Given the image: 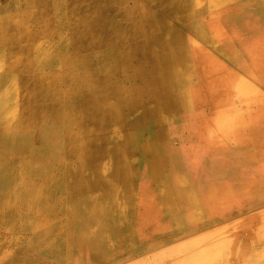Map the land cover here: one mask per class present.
<instances>
[{
  "label": "bare ground",
  "instance_id": "obj_1",
  "mask_svg": "<svg viewBox=\"0 0 264 264\" xmlns=\"http://www.w3.org/2000/svg\"><path fill=\"white\" fill-rule=\"evenodd\" d=\"M20 1L16 7L8 8L5 11L7 13L0 16V46L8 47L1 54L0 68L5 70L7 77L11 79L9 83H6L7 81L0 83V94L5 90L7 92L8 89L16 93L26 88L27 92L22 95L16 94L17 96H12V99H8L7 95V99L0 96V124L8 126L12 122L9 112H12L15 116L13 117L15 124L26 130L25 138L21 136L18 139L14 136L15 146L12 149L15 157L24 159L25 149L29 148L32 153L41 139L48 137V129H44V134L37 122V102L43 96L41 89L52 86V90L46 91L45 95L48 100L57 102L62 97L61 88L57 87L62 75L50 67L51 57L47 59L43 57L44 62H42L41 58L30 55L36 50L35 48H19L20 50L17 51L11 46L20 39L32 38L40 31L41 35L54 34L56 30L50 22L59 14L56 1ZM152 1L71 0V4L64 10L66 13L64 16L61 15L66 24L64 32H58L61 46L57 51H53L55 57H52L59 58L62 62H71L72 65L68 69L69 75L73 73L75 63L84 67L88 80L85 83V91L77 97L78 108L81 109L84 103H89L92 105L91 111L97 109L96 114L92 113L91 119L94 121L90 120L88 123L90 137L86 144L89 151L92 138L94 139L92 157L87 161L90 176L87 177L86 182H84L85 179L77 182L76 191H79V195H74L73 206L87 208L84 216L89 215L87 224L91 228L97 222L95 218L92 221L91 214L100 215L102 208H112L114 205L116 208H130L129 198L137 189L136 202L140 201L143 207H147L149 197L150 201L152 199L155 201V204L149 203V207L160 208V210L155 216L145 217L149 219L141 221L140 225L132 228L131 236H134V239H143L144 228H150L154 233L174 232L178 227H172V224L181 227V223L174 221L175 219L180 221L179 218L196 223L190 227L200 226L206 219L216 217L222 208L193 207H198L199 202L202 205L226 202L235 195L237 186L239 190H242L245 184L252 183L253 180L250 175L247 177V183L241 184V174L226 178H223L224 175H219L218 186L208 181L206 192L202 194L197 186L194 190L190 189L192 186L188 176L191 171H188L177 180L180 187L179 196H175L176 199L171 198L170 175L180 169L183 164L182 161L179 165L175 161L172 163V156L176 158L179 151L167 148L169 146L167 141L168 138L180 137L177 129L173 128L172 122L177 120L176 118H181L179 115L185 117L192 112V104L181 87L191 76L184 75L185 72H190L189 74L194 72L204 80L208 87L207 92L204 93L209 96L207 98L209 106H214L211 105V101L220 99L219 87H235L237 90H242L244 84L235 76H221L220 63L202 53L200 49L192 45L193 43L188 44L189 41H185L191 46L192 51L183 52L180 46L184 40L180 35L172 38L170 35L159 33L162 27L166 28L168 25L165 18L168 17L169 8L167 6L158 8L159 16L162 18L158 21L154 16L156 9L152 6ZM197 2L201 7L211 12L215 11L213 15L211 13V18L207 22L209 28L213 30L215 39L221 40L224 46H238L242 56L252 59L256 74L264 76V0H235L234 4L224 11L221 9L226 7V0H204V3L196 0L195 3ZM79 8H82L81 12ZM194 29L198 30L197 25ZM200 30H198L199 33ZM64 33L67 36L66 41H64ZM94 51L99 54L93 60L90 59L89 53ZM16 54H18L17 58ZM185 60L188 62L191 60V65L186 64L185 67ZM97 62L101 66L99 72L94 70ZM32 66L33 69H30ZM106 69H113L117 76V83H120L117 89L111 86V92L110 87L108 92L103 91L102 88L105 83L103 73ZM108 84L110 86V83ZM236 84L238 86H235ZM199 96L200 93L194 91L191 100H196L199 104ZM109 98L117 99L116 102L108 105L113 113L110 116L105 114L103 107L100 106L101 101L105 104ZM121 100L123 103L120 102ZM122 107L125 111L121 112ZM51 108L49 106L48 110ZM59 108L56 106L55 113ZM203 122L204 129L198 137L201 140L208 138L220 142L222 148L212 154L219 157L224 165L226 162H231L230 158L233 156H238L239 153L234 152L239 148L236 147L237 144L242 146L239 148L240 153L244 152L250 159L256 158L251 150L245 148L253 144V140L244 133L246 123L238 112L223 113L220 110L216 117ZM148 125L151 126V132L145 138L139 131L140 128ZM1 149L3 150V147ZM209 169L211 170V167ZM260 169L264 173V161ZM165 176L168 178L165 179ZM151 178L154 184L165 186L167 191L165 189L162 191L161 198L157 192H152V195L148 192ZM207 179L210 178L207 176ZM146 180L149 181L146 182ZM237 182L239 184H234ZM166 192L167 196H165ZM176 203L180 205V208L177 207L178 209L174 211L172 205ZM103 228L109 232L119 233L120 231L117 225H105ZM124 231V229L121 230V232ZM252 231L248 235L247 233L235 235L232 233V228H228L226 232L222 231L217 235L215 233L213 237L218 239L214 241L215 243L209 242L211 235L199 234L194 239L179 241L163 249L160 257L156 255V262L147 264H158L157 262L161 261L167 262L165 264H218L216 260L226 256L234 257L233 264H264L261 250L253 253L252 246L247 248L242 244L247 243V238L254 237ZM101 236V233L96 231L92 239L85 238L83 243L85 251L89 253L88 248L97 254L105 251L106 246L101 241ZM240 237L244 238L240 239ZM70 239L74 247L76 243L83 242L82 230L81 233L74 231ZM252 239L256 240V238ZM118 247L117 244H111L110 252L114 254L113 251ZM247 250L250 252L247 253ZM257 254L262 258L257 257Z\"/></svg>",
  "mask_w": 264,
  "mask_h": 264
},
{
  "label": "rangeland",
  "instance_id": "obj_2",
  "mask_svg": "<svg viewBox=\"0 0 264 264\" xmlns=\"http://www.w3.org/2000/svg\"><path fill=\"white\" fill-rule=\"evenodd\" d=\"M55 1L60 14L53 17L50 22L56 30L55 33L41 35L40 31L32 38L20 39L19 42L11 45L17 51L27 47L35 48L36 50L30 55L41 58L42 62H44L43 57L44 59L51 57L50 67L62 75L59 85H57L58 89L61 88L62 97L57 102H52L45 95L46 91L52 90V86H49L48 89L47 87L41 89L43 96L37 102V122L44 134V129H48V137H43L32 153L29 148L25 149L24 159L15 157L12 149L15 146L14 136L18 139L21 136L25 138L26 130L15 124V120L13 121L15 116L12 112H9L12 122L8 126L0 124V148L3 147V150H0V264H147L156 262L155 259L161 256L163 249L178 242L176 240L180 234H170L172 237L177 236V239L168 241L167 233H154L150 228H144L143 239H134L135 237L131 236L133 227L140 225L141 221L149 219H145V217L155 216L159 212L160 208L149 207V203L155 204L153 199L150 201L148 197V206L143 207L140 201L136 202L137 189H135L133 196L129 198L130 208H116V205L112 208H102L100 215H90V218L93 217L92 221L94 218L97 220L91 228L87 224L89 215L84 216L87 208H74L73 206L74 195H79V191H76L77 182L84 179L86 182L87 177L90 176L87 161L92 157L94 139L92 138L89 151L88 144H86L90 137L88 123L93 120L91 119L92 113L96 114L97 109L93 108L94 111H91L92 105L89 103H84L81 109L78 108L77 97L85 91V83L88 80L84 67L81 64H75L73 73L69 75L68 69L72 65L71 62H62L59 61V58H52L55 57L53 51H57L61 46L58 32L61 33L65 30L66 24L62 17L66 13L64 10L71 4V0ZM19 2L21 1L0 0V16L7 13L5 11L8 8L16 7ZM201 2L204 3V0ZM234 2L235 0H226V7L221 11L231 7ZM49 6H51V2H49ZM79 9L81 12L82 8ZM209 11L205 10L199 15L184 18L182 22L175 17H172L171 21L173 24L176 23V26L182 31L185 41H189V44L193 43L192 45L200 49L202 53L211 56L212 59L220 63L223 73L221 76H235L244 85L242 90H237L235 87H219L220 99L211 101V105L214 106L206 107L202 102L205 100H201L199 103L203 104H197V107L205 110L207 115L200 122L203 119L216 117L220 110L223 113L226 111L238 112L246 123V132L244 133L253 140V144L245 148L251 150L256 158L250 159L244 152L240 153L239 148L242 146L236 145L239 147L237 151L241 160L240 167L242 170L244 166L247 169L246 175L241 174V184L247 183V177L250 175H252V183L245 184V187L240 190L242 191L240 192V202L233 203L231 206H228L227 203L223 204L222 211L220 210L221 212L214 217L215 223L208 225L201 233L192 235L188 239H194L199 234L211 235L209 242L215 243L214 241L218 240L213 237L215 233L217 235L222 231L226 232L228 228L241 234L247 233V235L254 229L252 235L254 234L258 244H253L250 240L246 241L252 245L253 253L261 250L264 258V229H262L264 226V173L260 169L264 161V76L256 74L252 59L242 56L238 46H224L221 40L215 39L213 30L207 25L210 17ZM211 13L213 15L215 11ZM195 24L199 30L202 27L201 35H198L199 31L194 29ZM64 34V41H66L67 36L66 33ZM3 47L0 46V57L3 50L8 48L7 46ZM17 56L18 54L15 57L17 58ZM1 61L2 58H0V66ZM190 63L185 60V67L186 64L190 66ZM40 64L42 63L40 62ZM30 69H33V66ZM47 69L50 70V68ZM189 73L185 72L188 77L191 75L189 86L197 85L199 80ZM0 75V83L11 81L10 77H7V72L1 68ZM112 76V71L105 75L109 81H112ZM102 88L103 91L109 90L106 84ZM207 90L208 87L202 85L203 94ZM11 91V89H8L7 92L5 90L0 96L6 98L7 95L10 99L12 96L22 95L27 92V89L24 88L16 93ZM92 104L94 105L93 102ZM49 106L52 107L50 110H48ZM56 106L60 107L57 109V113L54 111ZM46 109L48 111H45ZM111 112L104 110V113ZM48 113L49 116H47ZM109 119L111 120V118ZM141 135L146 138L149 133L144 131ZM151 184L149 182L148 185L150 195L153 191L149 188ZM105 225H117L120 227V231L119 233L106 231L103 228ZM122 229L125 231L121 232ZM81 230L83 242L76 243L74 247L70 237L73 236L74 231L81 233ZM96 231L101 233V241L106 246V250L101 254L91 252L89 248L88 253L83 248L85 238L92 239ZM155 240L157 242L154 243ZM111 244L119 245L113 251L114 254L110 252ZM257 255L262 258L261 255ZM157 263L165 264L167 262Z\"/></svg>",
  "mask_w": 264,
  "mask_h": 264
},
{
  "label": "crops",
  "instance_id": "obj_3",
  "mask_svg": "<svg viewBox=\"0 0 264 264\" xmlns=\"http://www.w3.org/2000/svg\"><path fill=\"white\" fill-rule=\"evenodd\" d=\"M104 0H101V2H103ZM196 0H153L152 1V6L155 7L156 9V13H154V16H156V18L158 19V21H161L162 18L161 16H159V10L158 8L160 6H167L169 8L168 11V17L165 18L166 22L168 23L166 28H163L161 30H159V33H163L165 35H170L172 38L173 36H177L180 35L181 38L182 37V31L176 26V23L173 24L171 21L172 17H175L176 19H179L181 22L182 20H184V18H189L191 16H196L199 15L200 13H203L205 10H207L205 7H201L200 5H198L195 3ZM101 5V3H100ZM210 15H211V11ZM211 16L209 17L210 20ZM208 20V21H209ZM179 25V23H178ZM185 26V25H183ZM190 28V27H189ZM191 29V28H190ZM199 30V29H198ZM184 40V38H183ZM189 44V43H188ZM190 45H187L185 40L182 42V45L180 46V49H182L183 52L185 53H190V51H192V49L190 48ZM110 50V49H109ZM109 50H107V52L109 53ZM101 53V52H100ZM99 53H97V51L91 52L89 53L90 55V59H93L97 57ZM191 62V60H190ZM76 64V63H75ZM74 64V65H75ZM101 66L100 63L97 62L95 63V67L94 70H98V72L100 71ZM96 70V71H97ZM111 72L113 73L112 76V81L107 80V78L105 77V75L107 74V72ZM104 74V78H105V83L107 84L108 87H110V92L112 90L111 86H115V89H117V87L119 86L120 83H117V76L115 74V71L113 69L108 70L106 69ZM193 76H195L198 80L199 83L196 85H190V81L188 80L187 82H185L183 85H181V87L183 88V91L186 93L187 97L189 98V101L192 104V108H191V113H188L187 115H185V117H183L182 115H179V117L181 118H176L177 120H174L172 122L173 128L177 129V131L180 134V137H172L168 138L169 142V146L167 148H169L170 150H178L179 151V155L176 156V158H174V156H172L173 160L172 163L177 162L179 165L180 161H182V168L180 167V169H178L177 171H175L173 174L170 175V185L169 186V191H170V195L172 196V199H176L175 196H179L178 193L180 191V187L177 183L178 178L183 174V173H187L188 171H191L189 174V183H191L192 188L190 187L191 190H194V187L197 186L198 190L201 191V193L203 194V192H206V183L209 182H213V184L215 186H218L220 180H218V176L219 175H224L226 177L229 176H235L244 173L246 175V167L244 166V169L242 170L240 167V161H239V157L233 156V158H238V159H232L231 162H226V165H224L223 162H221V159L217 156H213L212 153H215L219 148H222L220 142L218 140H210L208 138H203L204 140H201L198 135L200 136V133L203 132L204 129V122L207 119H203V123L200 122L202 120L203 117H205L207 114L205 112V110L199 109V107H197L196 100H191L192 97V93L194 91H198L200 93V96L198 98V100L201 102V100H205L202 101L203 103H205L204 105L206 107L209 106V103H207L208 101V97L205 93L203 94V92L201 91V87L202 85H206V83L204 82V80L202 78H200L198 76V74H195L194 72L192 73ZM186 75V74H184ZM187 76V75H186ZM110 83V86L109 84ZM109 91V90H108ZM105 91V92H108ZM117 99H110L106 101V103L104 104V102H100V106L103 107L104 110H110V108L108 107V105L112 104L113 102H116ZM188 101V103H189ZM119 102V101H118ZM121 103L122 100L120 101ZM203 103H199L200 105ZM190 104V105H191ZM122 105V104H121ZM201 107V106H200ZM115 111V110H113ZM125 111L124 107L121 108L120 110ZM105 114H109V115H113V113H105ZM173 114V112H172ZM138 118L144 117V116H136ZM183 117V118H182ZM151 126H144L143 128H140L141 133H143L144 131H147L149 134L151 132ZM234 148V147H233ZM235 149V148H234ZM236 151H234L236 154H238L239 152H237V149H235ZM239 155V154H238ZM175 161V162H174ZM177 167V166H176ZM211 167V170L209 169ZM172 168H175L172 166ZM197 171V173H196ZM208 178L210 179H207ZM168 177L165 176V179H167ZM200 179V180H199ZM149 180H146V182ZM150 181H152L151 185L149 186L150 189H152V192H157L158 195L161 198V193L162 191L166 188L165 186H162L160 184H154V180L151 178ZM234 184H239V182L234 183ZM235 190V195L233 197H231L228 201L223 202V203H216V204H211V205H206V204H201L200 202L198 203V207H193V208H223V204L227 203L228 206L233 205V203H238L240 202V190H239V186H237ZM167 191V190H166ZM151 192V195H152ZM201 194V195H202ZM165 196H167V192L165 194ZM213 205V206H212ZM212 206V207H210ZM180 208V205L178 206V203H176L174 206L172 205V208L174 211H176L178 208ZM171 208V207H170ZM228 209V208H226ZM206 218V217H205ZM180 221H177L176 219L174 220L175 222L181 223V227L179 225L176 224H172V227H178L174 232L173 231H168L167 232V236H169L168 241H172L174 239H177V236H171L170 234H176L179 233L180 236L176 241H183V240H187L188 238H190V236L201 233L203 231V229H205L208 225H212L215 223L214 217L211 218L210 220H205L203 221L204 223L200 226H196V227H190L191 225H196L193 223H190V221H186L183 220L182 218H179ZM183 220V221H182ZM217 220V219H216ZM233 234H239L237 231H233ZM169 234V235H168ZM172 237V238H171ZM244 238V237H243ZM240 237V239H243ZM252 238L255 237H251V238H247V240H251L250 242L253 244H256V240L254 241ZM157 242V240L154 241V243ZM177 242H174V244H176ZM244 245L247 246V248H249L250 246H252L251 244H249V241H247V243H242ZM258 244V243H257ZM252 249V248H251ZM250 252L249 250H247V253ZM233 259L234 257L231 256H226V257H219L216 262L218 264H233ZM262 260L264 261V258H262ZM232 261V262H231Z\"/></svg>",
  "mask_w": 264,
  "mask_h": 264
}]
</instances>
